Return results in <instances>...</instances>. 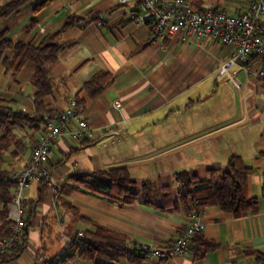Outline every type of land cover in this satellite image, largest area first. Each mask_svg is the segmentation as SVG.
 <instances>
[{
    "label": "crops",
    "instance_id": "1",
    "mask_svg": "<svg viewBox=\"0 0 264 264\" xmlns=\"http://www.w3.org/2000/svg\"><path fill=\"white\" fill-rule=\"evenodd\" d=\"M189 1L196 8L212 6L240 14L250 0ZM38 2L25 4L4 18L2 26L13 42L37 44L45 34L59 33V42L67 46L50 67L52 89L44 96L42 113L65 109L74 96L91 132L77 138L64 133L53 141L48 165L61 189L55 193L44 181L24 188L26 245L0 264H47L72 234H88L98 226L124 235L130 243H166L187 224L183 203L172 210L179 199L177 173L195 172L203 180L210 168H225L231 160L249 170L245 192L256 199V207L237 216L212 202L202 213V235L215 248L201 257L190 252L147 263L247 264L264 254V80L237 64L218 77L217 69L234 47L212 37H152V23L140 19L136 0H49L34 11ZM97 14L105 24L91 20ZM70 15L84 23L66 26ZM12 53L6 49L4 57ZM252 67L264 68V60L255 58ZM35 68L29 60L14 75L0 60V95L30 116L37 114ZM101 71L112 80L93 97L83 86ZM42 130L17 131L26 136L25 148L18 152L13 146L2 155L10 175L25 166ZM114 168H125L138 189L149 181L155 204L141 195L120 206L73 178ZM162 188L170 191L168 204H163ZM13 199L7 205L8 218ZM65 264L92 262L78 257Z\"/></svg>",
    "mask_w": 264,
    "mask_h": 264
},
{
    "label": "trees",
    "instance_id": "2",
    "mask_svg": "<svg viewBox=\"0 0 264 264\" xmlns=\"http://www.w3.org/2000/svg\"><path fill=\"white\" fill-rule=\"evenodd\" d=\"M35 0H6L0 2V60L6 63V67L13 71L14 75L21 70L24 64L31 60L36 68L32 77L36 88L34 102L36 115L30 116L18 109L13 108L8 101L0 95V236H8L10 233L11 220L8 218V203L14 198L16 181L11 177L9 171L4 168L2 155L14 146L19 151L25 148L26 136L19 135L17 131L30 128H41L45 124L44 96L52 89V77L49 74L50 67L54 63L60 51L67 43L58 40L59 33L45 34L37 44L32 42H13L8 37V32L2 26V20L19 10L27 3ZM49 0H40L35 6L37 11ZM103 19L97 14L91 20ZM85 19L70 15L66 26L73 23L82 24ZM12 49L11 57H4L6 49ZM254 58L264 57L256 56ZM111 76L104 71L94 75L84 84V88L93 96L101 94L110 84ZM48 110L45 113L51 112ZM43 114V115H42ZM14 151V150H13ZM249 170L236 164L231 160L227 167L210 168L205 179L201 180L195 172H180L176 175L177 195L179 199L173 202L174 211L179 203H183L187 215L192 212L203 213L204 209L215 202L225 211L233 212L237 216H243L256 207L257 201L248 197L245 192L246 179ZM76 181L87 184L94 191L99 192L104 198L120 205L134 203L144 195V201L155 204L156 193L149 181L143 183L138 189L130 179L125 168H114L99 173H85L73 177ZM163 204L171 201L168 188L161 189ZM168 198L166 201L165 198ZM25 210V208H24ZM26 227L22 237L14 244L9 254L1 256V260L14 258L20 254L26 245ZM127 237L107 228L98 226L95 231L85 233V237L78 243L68 242V245L54 255L47 264H65L75 258H82L92 264H106L98 258L102 257L110 262L125 261V264H148V258L139 250L129 248ZM134 243V242H133ZM216 244L206 239L199 232L193 239L190 252L195 257L203 256L207 251L215 248Z\"/></svg>",
    "mask_w": 264,
    "mask_h": 264
},
{
    "label": "built area",
    "instance_id": "3",
    "mask_svg": "<svg viewBox=\"0 0 264 264\" xmlns=\"http://www.w3.org/2000/svg\"><path fill=\"white\" fill-rule=\"evenodd\" d=\"M130 0H122L127 2ZM141 9L140 19L148 18L152 23V37L180 35L187 41L212 37L217 43L232 45V56L223 62L216 71L223 77L237 64L247 73L255 74L264 80V68H253L254 57H264V0H250L245 11L231 14L212 6L196 8L189 0H136ZM102 16V15H101ZM100 25L105 24L103 19ZM264 98V91L262 93ZM118 101L114 103L115 106ZM45 124L25 166L11 177L16 181L15 197L11 203L9 219L10 233L0 237V257L10 253L14 244L22 237L26 227L23 212V190L34 181H44L55 193L61 189L50 169L48 162L53 141L64 133L77 138L91 132L89 121L84 117L76 97L70 96L65 109L44 113ZM74 125H76L74 127ZM187 224L179 235L166 243H129V248L142 252L150 261L169 258L174 255L185 256L190 253L193 239L205 228L201 212L192 211L186 215ZM85 237L84 231H77L69 237L78 243ZM63 251H59L61 255ZM247 264H264V254Z\"/></svg>",
    "mask_w": 264,
    "mask_h": 264
},
{
    "label": "rangeland",
    "instance_id": "4",
    "mask_svg": "<svg viewBox=\"0 0 264 264\" xmlns=\"http://www.w3.org/2000/svg\"><path fill=\"white\" fill-rule=\"evenodd\" d=\"M61 251V250H60Z\"/></svg>",
    "mask_w": 264,
    "mask_h": 264
}]
</instances>
